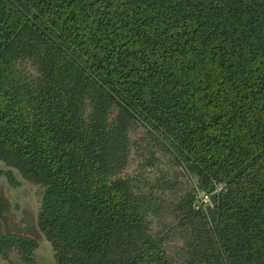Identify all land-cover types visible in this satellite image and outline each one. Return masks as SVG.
Masks as SVG:
<instances>
[{
	"label": "trees",
	"instance_id": "trees-1",
	"mask_svg": "<svg viewBox=\"0 0 264 264\" xmlns=\"http://www.w3.org/2000/svg\"><path fill=\"white\" fill-rule=\"evenodd\" d=\"M16 174L56 264H264V0H0Z\"/></svg>",
	"mask_w": 264,
	"mask_h": 264
},
{
	"label": "rangeland",
	"instance_id": "rangeland-1",
	"mask_svg": "<svg viewBox=\"0 0 264 264\" xmlns=\"http://www.w3.org/2000/svg\"><path fill=\"white\" fill-rule=\"evenodd\" d=\"M15 178L19 184L12 186L0 176V220L6 231L28 235L38 242L39 264H56L50 245L36 225L33 189L18 174Z\"/></svg>",
	"mask_w": 264,
	"mask_h": 264
},
{
	"label": "built area",
	"instance_id": "built-area-1",
	"mask_svg": "<svg viewBox=\"0 0 264 264\" xmlns=\"http://www.w3.org/2000/svg\"><path fill=\"white\" fill-rule=\"evenodd\" d=\"M198 199H199V201H200V204H206V203H208V201H209L208 197L205 196V195H199V196H198Z\"/></svg>",
	"mask_w": 264,
	"mask_h": 264
}]
</instances>
